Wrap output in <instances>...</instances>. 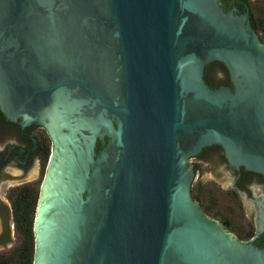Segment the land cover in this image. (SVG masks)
Wrapping results in <instances>:
<instances>
[{
  "label": "water",
  "instance_id": "95a60500",
  "mask_svg": "<svg viewBox=\"0 0 264 264\" xmlns=\"http://www.w3.org/2000/svg\"><path fill=\"white\" fill-rule=\"evenodd\" d=\"M213 61L232 87L206 82ZM0 109L53 142L33 264H264L204 215L187 162L216 143L264 171V42L248 12L220 0H0Z\"/></svg>",
  "mask_w": 264,
  "mask_h": 264
},
{
  "label": "flooded vegetation",
  "instance_id": "af4514ba",
  "mask_svg": "<svg viewBox=\"0 0 264 264\" xmlns=\"http://www.w3.org/2000/svg\"><path fill=\"white\" fill-rule=\"evenodd\" d=\"M220 2L225 11L248 12L252 26L264 42V0ZM22 123L23 116L7 119L0 109V187L9 203L11 220V192L27 185L39 194L53 150L52 138L43 124ZM109 138L106 134L98 136L95 152ZM187 162L194 171L192 196L204 215L237 241L264 252V171L232 162L226 149L216 143L204 146ZM215 171L218 180L211 178L208 182L203 174Z\"/></svg>",
  "mask_w": 264,
  "mask_h": 264
},
{
  "label": "trees",
  "instance_id": "16d2710c",
  "mask_svg": "<svg viewBox=\"0 0 264 264\" xmlns=\"http://www.w3.org/2000/svg\"><path fill=\"white\" fill-rule=\"evenodd\" d=\"M204 78L212 88L219 85L232 87L228 70L219 61L205 65ZM10 199L13 227L19 242L10 251L0 253V264H33L35 248L33 222L38 199L37 190L31 186H21L11 192ZM1 237L4 238V242L9 241V231Z\"/></svg>",
  "mask_w": 264,
  "mask_h": 264
},
{
  "label": "rangeland",
  "instance_id": "374dc122",
  "mask_svg": "<svg viewBox=\"0 0 264 264\" xmlns=\"http://www.w3.org/2000/svg\"><path fill=\"white\" fill-rule=\"evenodd\" d=\"M206 179L208 182L211 180L209 178H206ZM198 181H199V177H197L196 181L194 182L195 186L197 185ZM8 206H9V203L6 200L4 194L2 193L1 187H0V253L10 251L19 242L17 235L15 233V229L13 227V222L8 213ZM6 231H9L10 240L4 242V238H2L1 236Z\"/></svg>",
  "mask_w": 264,
  "mask_h": 264
}]
</instances>
